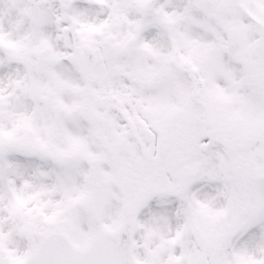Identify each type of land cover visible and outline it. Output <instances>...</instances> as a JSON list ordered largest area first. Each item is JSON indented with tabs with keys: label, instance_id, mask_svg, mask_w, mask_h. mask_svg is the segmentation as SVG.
Returning <instances> with one entry per match:
<instances>
[{
	"label": "snow or ice",
	"instance_id": "1",
	"mask_svg": "<svg viewBox=\"0 0 264 264\" xmlns=\"http://www.w3.org/2000/svg\"><path fill=\"white\" fill-rule=\"evenodd\" d=\"M0 264H264V0H0Z\"/></svg>",
	"mask_w": 264,
	"mask_h": 264
}]
</instances>
